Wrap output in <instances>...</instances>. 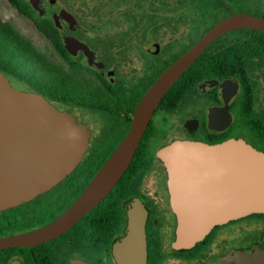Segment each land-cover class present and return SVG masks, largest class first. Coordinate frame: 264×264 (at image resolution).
Segmentation results:
<instances>
[{
    "label": "flooded vegetation",
    "instance_id": "flooded-vegetation-1",
    "mask_svg": "<svg viewBox=\"0 0 264 264\" xmlns=\"http://www.w3.org/2000/svg\"><path fill=\"white\" fill-rule=\"evenodd\" d=\"M234 15L264 20V0H0V26L14 53L32 45L11 25H31L42 44L34 50L38 81L1 59L0 72L15 89L70 115L86 141L68 176L0 211V240L34 235L75 203L130 132L137 105L162 73ZM66 39L79 47L70 53ZM230 140L264 151V31L239 28L212 41L162 97L107 196L59 236L1 249L0 264H128L126 244L119 258L114 246L131 221L145 257L129 264H264V213L175 246L177 219L158 152L176 141Z\"/></svg>",
    "mask_w": 264,
    "mask_h": 264
},
{
    "label": "water",
    "instance_id": "water-1",
    "mask_svg": "<svg viewBox=\"0 0 264 264\" xmlns=\"http://www.w3.org/2000/svg\"><path fill=\"white\" fill-rule=\"evenodd\" d=\"M239 28L264 31V20L234 15L210 29L173 63L142 97L130 132L92 182L56 221L31 236L0 240V250L50 240L66 232L118 182L128 167L148 121L178 77L219 36ZM72 53L79 45L66 39ZM86 149L83 128L36 94L15 89L0 72V211L39 195L68 176ZM168 173L171 207L176 215V247L201 241L229 220L264 213V152L241 140L218 145L176 141L158 152ZM126 257L138 263L145 257L140 230L131 221ZM128 263V264H129Z\"/></svg>",
    "mask_w": 264,
    "mask_h": 264
},
{
    "label": "rangeland",
    "instance_id": "rangeland-1",
    "mask_svg": "<svg viewBox=\"0 0 264 264\" xmlns=\"http://www.w3.org/2000/svg\"><path fill=\"white\" fill-rule=\"evenodd\" d=\"M8 27H10L13 32H19L22 34L23 37H25L28 41L29 45H32V47H30V51H27L26 49V53H14L12 47L10 46V41L12 39L5 35L0 26V59L7 63L10 68L17 72L18 75L29 77L34 81H38L40 69L38 66H35L34 63L38 62L39 60L37 53H35L34 50L42 49L40 39L35 38L33 27L29 24L11 25Z\"/></svg>",
    "mask_w": 264,
    "mask_h": 264
},
{
    "label": "trees",
    "instance_id": "trees-1",
    "mask_svg": "<svg viewBox=\"0 0 264 264\" xmlns=\"http://www.w3.org/2000/svg\"><path fill=\"white\" fill-rule=\"evenodd\" d=\"M196 64V63H195ZM259 150H261L260 148H258ZM261 152H264V151H261Z\"/></svg>",
    "mask_w": 264,
    "mask_h": 264
}]
</instances>
